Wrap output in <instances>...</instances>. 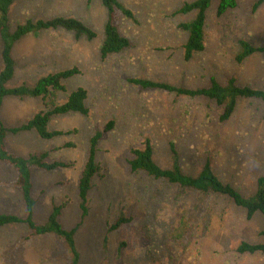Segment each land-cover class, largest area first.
Segmentation results:
<instances>
[{
    "label": "rangeland",
    "instance_id": "obj_1",
    "mask_svg": "<svg viewBox=\"0 0 264 264\" xmlns=\"http://www.w3.org/2000/svg\"><path fill=\"white\" fill-rule=\"evenodd\" d=\"M134 19L118 16L128 48L102 59L106 8L101 0H19L12 4L8 25L14 29L27 19L71 16L94 33L76 38L63 28L27 34L13 44L16 60L7 87L33 85L37 79L76 67L63 80V90L40 97L5 96L0 118L5 126L24 123L35 113L62 103L68 94L84 88L88 114L53 115L49 131L62 134L41 138L34 131L7 133L5 145L19 156L47 152L48 161L70 166L31 171L34 220L47 221L53 205H61L58 221L70 229L81 220L78 183L85 167L90 137L103 131L97 144L98 172L88 192V213L74 234L81 264H264V252L239 253L241 241L264 242V217L248 219L244 209L228 196L203 193L131 171V150L147 137L154 159L171 166L170 144L177 151L185 174L195 175L208 162L218 178L245 196L256 191L264 174V100L238 97L234 111L221 120L223 106L202 96L178 95L161 89H141L128 78H145L187 88L205 87L210 77L221 84L234 78L238 86L264 89V51L236 61L239 40L264 46V2L236 0L219 16L217 1L206 10L205 47L189 60L183 57L187 32L178 25L194 12H176L193 0H118ZM2 68L0 58V70ZM17 175L0 161V212L25 215ZM120 216L131 220L116 229ZM26 223L0 227V264H70L66 243L55 234L25 239Z\"/></svg>",
    "mask_w": 264,
    "mask_h": 264
},
{
    "label": "trees",
    "instance_id": "obj_2",
    "mask_svg": "<svg viewBox=\"0 0 264 264\" xmlns=\"http://www.w3.org/2000/svg\"><path fill=\"white\" fill-rule=\"evenodd\" d=\"M19 0H0V58L2 68L0 70V110L2 100L5 96L16 97H40L43 100L53 90H63V80L73 74L78 73L76 67L48 73L39 79L33 85L21 84L15 87H7V82L13 77L16 60L12 53L13 44L23 36L44 29L63 28L73 31L76 38L85 36L92 39L95 33L83 23L80 19L71 16H55L48 19H27L23 23L17 24L14 29L8 25V14L13 3ZM106 8V21L104 24V37L100 46V56L107 58L113 53H118L129 46V38L123 35L118 27V16H124L134 19L133 12L125 7L118 0H101ZM211 0H193L185 2L176 12L189 13L194 12L191 20L179 23L178 27L187 32V39L184 43L183 57L189 60L195 53L201 52L205 47V21L206 10ZM264 0H256L253 7L261 5ZM236 0H218L216 13L221 16L228 10L236 6ZM241 51L236 56V61L241 62L256 51H264L263 47L254 46L248 41L239 40ZM128 81L141 89H161L175 92L178 95L190 97L202 96L215 101L216 104L223 106V112L220 115L221 120H227L234 111L236 99L238 97H255L264 100V89H255L249 86H238L234 78H228L226 84H221L214 77H210L209 84L205 87L187 88L170 85L145 78H128ZM87 91L84 88H77L71 91L66 100L62 103L53 104L43 110L35 113L24 123L16 126H5L0 118V161L11 166L17 175V187L20 190L25 215L23 217L14 213L0 212V227L26 223L28 233L25 239L36 235L53 233L59 239L64 241L68 247L70 264H81L79 252L74 242V234L80 226L83 218L88 213V192L92 188V179L99 170V165L95 161V153L99 139L103 136V131L110 129L113 121H109L103 131H96L90 137L88 148V157L85 167L78 183L79 208L81 210V220L70 229H63L58 221L61 213V205H53L45 223L38 224L34 220V206L36 199L32 196L31 169L33 167L43 170H53L57 167H67L70 163L64 161H48L47 152L34 153L27 156H19L9 151L5 145V136L7 133H17L20 131L34 130L41 138H52L62 134L61 131L47 129V124L53 115L64 114L68 112H79L88 114V108L85 106ZM171 166L161 167L154 159L153 146L149 138H145L140 147L131 150L132 157L128 160L131 171L142 170L154 178H162L172 184H178L183 187H189L203 193H218L228 196L236 206L245 211L248 219L255 213H260L264 217V174L257 179L256 191L249 196H245L235 189L229 183L221 181L213 172L210 164L205 162L200 170L195 174H185L179 165V159L173 144H170ZM131 220L130 217L120 216L110 226L109 230L118 228L121 224ZM264 235V229L260 232ZM239 253L264 252V242L250 243L241 241L236 247Z\"/></svg>",
    "mask_w": 264,
    "mask_h": 264
}]
</instances>
